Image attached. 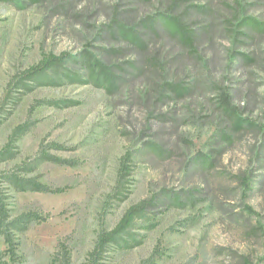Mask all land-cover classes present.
Returning <instances> with one entry per match:
<instances>
[{"label":"rangeland","instance_id":"1","mask_svg":"<svg viewBox=\"0 0 264 264\" xmlns=\"http://www.w3.org/2000/svg\"><path fill=\"white\" fill-rule=\"evenodd\" d=\"M169 1L0 0V150L17 125L30 122L31 128L12 144L13 155L0 160V173L41 148L80 160L77 166L47 160L27 172L54 187L71 186L65 192L10 190L15 215L38 210L47 216L17 234L20 257L13 264H52L61 243L71 264H84L102 230L153 196L156 205L131 231L139 242L108 246L100 264H264V31L238 23L243 15L264 22V0H193L212 7L206 16L190 10L198 26L211 23L206 38L212 41L204 40L198 53L171 59L179 45L165 34L152 36L147 54L154 47L162 50L158 58L168 54L167 73L145 64L111 92L61 76L7 93L13 75L48 53L71 54L61 72L87 74L76 61L82 50L104 57L107 48L122 45L104 32L116 11L139 20ZM231 28L239 31L237 41ZM122 53L111 57L127 62L140 55L135 49ZM243 53L252 59L244 61ZM164 76L195 78L197 84L181 99L146 97L147 82ZM218 85L239 107L242 124L231 130L225 126L232 117L219 110ZM127 151L131 169L126 191L118 194V168ZM0 246L5 248L2 236Z\"/></svg>","mask_w":264,"mask_h":264},{"label":"trees","instance_id":"2","mask_svg":"<svg viewBox=\"0 0 264 264\" xmlns=\"http://www.w3.org/2000/svg\"><path fill=\"white\" fill-rule=\"evenodd\" d=\"M193 0H170L164 9H159L152 15L140 18L139 20L123 11H116L110 23L106 26L105 33L112 35L114 39L122 43V45H114L105 50L104 57H98L95 52L89 48L82 50L76 61L85 67L87 74H78L74 71L64 72L61 69L66 62L71 59V54L62 52L60 54L48 53L41 60L31 67L17 72L8 83L7 93L13 90H32V83L55 82L56 77H68L70 80H77L81 83L93 82L95 85L104 87L107 91H113L119 85L125 83L127 75L134 76L136 71H142L145 64L155 65L159 71L168 72V54L161 53L159 47H154V52L148 56L150 50L152 36L167 35L171 40L179 45L177 52L171 56V59H181L186 54L198 53L204 40L212 41L206 38L209 34V27L198 26L190 18V10L198 15L206 16L211 6L206 4H197ZM239 27H245L252 32H263L264 22L259 21L253 16L243 15L238 19ZM233 29V28H231ZM230 29V30H231ZM233 40L238 39V30L233 29ZM90 46V45H89ZM126 49H135L140 52L137 60H128L120 62L117 58H112L122 53ZM165 53V52H164ZM236 51L232 49L230 56L234 57ZM112 56V57H111ZM244 61L252 58L249 54H242ZM133 69V71L131 70ZM57 76L52 73L57 72ZM82 76L87 78L83 79ZM197 84L194 78L192 81L186 82L184 79H178L175 76L168 79L167 76L162 77L160 81L151 80L145 86L144 94L146 97L155 95L159 99L177 96L179 99L184 98L186 94L192 90ZM218 105L221 113L228 117H232L226 125L227 130L242 124L240 122L239 107L233 102V96L229 90L222 85H218ZM30 122H24L15 127L9 136V141L4 148L0 150V160L9 158L14 153L12 144L20 137L24 136L30 130ZM224 136L231 139L232 136L227 131L222 132ZM55 149H64L58 143L52 144ZM49 148H41L34 158L22 162L16 168L0 173V236L4 239L5 248L0 246V264H13L19 260V240L17 234L24 233L30 228L34 222H41L47 219L38 210L23 211L17 215L13 213L12 204L16 203L15 194L11 193L20 191H37L62 193L70 189L71 186L64 185L54 187L42 182L35 176H27V172L31 171L33 166L43 161H53L61 165L77 166L80 164L78 159L63 158L48 151ZM132 152L127 151L121 158L115 192L123 194L125 190L126 177L130 173V163L132 162ZM206 161V155H199ZM249 178L244 179L246 189L250 188ZM157 196L141 199L140 201L129 206L117 224L111 229L102 230L97 237L94 248L89 253L84 264H100L101 258L106 252L108 246L119 244L121 247L129 248L132 243L139 241L131 234L132 228L139 218L147 215L148 211L156 205ZM249 210H252L248 206ZM59 252L56 254L55 261L52 264H71V253L65 243L60 244ZM156 253V250H155ZM246 264H250L246 262Z\"/></svg>","mask_w":264,"mask_h":264}]
</instances>
